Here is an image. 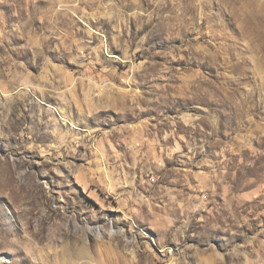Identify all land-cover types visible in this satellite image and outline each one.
<instances>
[{
	"label": "rangeland",
	"instance_id": "obj_1",
	"mask_svg": "<svg viewBox=\"0 0 264 264\" xmlns=\"http://www.w3.org/2000/svg\"><path fill=\"white\" fill-rule=\"evenodd\" d=\"M0 264H264V0H0Z\"/></svg>",
	"mask_w": 264,
	"mask_h": 264
}]
</instances>
